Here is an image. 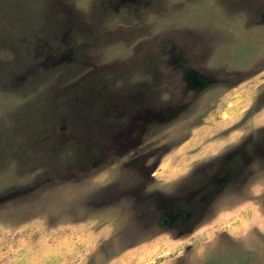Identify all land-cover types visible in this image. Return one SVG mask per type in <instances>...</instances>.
Segmentation results:
<instances>
[{"label":"rangeland","instance_id":"obj_1","mask_svg":"<svg viewBox=\"0 0 264 264\" xmlns=\"http://www.w3.org/2000/svg\"><path fill=\"white\" fill-rule=\"evenodd\" d=\"M0 264H264V0H0Z\"/></svg>","mask_w":264,"mask_h":264}]
</instances>
